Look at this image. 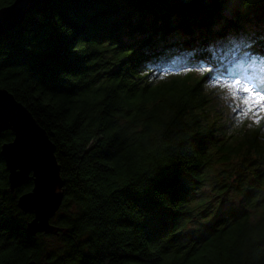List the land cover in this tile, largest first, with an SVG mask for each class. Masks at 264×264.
<instances>
[{"label":"trees","instance_id":"1","mask_svg":"<svg viewBox=\"0 0 264 264\" xmlns=\"http://www.w3.org/2000/svg\"><path fill=\"white\" fill-rule=\"evenodd\" d=\"M229 34L264 57V0H46L0 34V88L47 131L64 181L63 231L30 236L33 181L11 190L0 132V264H264V117L228 128L186 72ZM174 45L193 56L152 80Z\"/></svg>","mask_w":264,"mask_h":264},{"label":"water","instance_id":"2","mask_svg":"<svg viewBox=\"0 0 264 264\" xmlns=\"http://www.w3.org/2000/svg\"><path fill=\"white\" fill-rule=\"evenodd\" d=\"M46 0H15L0 9V34L19 26ZM11 131L14 138L1 147L14 192L27 181L31 191L20 196L18 207L33 218L27 224L30 236L58 235L63 229L53 223L63 200L64 181L56 157V146L32 112L7 89L0 88V132ZM28 264H38L32 260Z\"/></svg>","mask_w":264,"mask_h":264},{"label":"rangeland","instance_id":"3","mask_svg":"<svg viewBox=\"0 0 264 264\" xmlns=\"http://www.w3.org/2000/svg\"><path fill=\"white\" fill-rule=\"evenodd\" d=\"M235 81H240V82L246 84L245 81H243L242 79L235 80ZM235 81L225 82V81H221V80H215L212 83V89L215 90V87L221 86L225 91L223 89H219V90H217V92H219L221 94L219 100L223 102L222 105L224 107L225 106H231L232 107L231 108L232 113H236V109L240 108L241 112L237 113L235 116L239 117L241 119V121H244L246 119V116H247L246 114L250 113L248 111V109L245 108V106L243 104L244 96L237 91V88L228 86L229 84H231ZM252 113H254V114L251 117V119L252 118H258L261 116V114L259 112L253 111ZM230 116H233V115L230 114ZM235 200H237V199L234 197L233 198L229 197L228 198L229 204H227V205H230V202L235 201ZM233 204H234L233 206H237V203H233ZM54 241L57 243L56 240H54ZM54 241H52V243H55Z\"/></svg>","mask_w":264,"mask_h":264},{"label":"snow or ice","instance_id":"4","mask_svg":"<svg viewBox=\"0 0 264 264\" xmlns=\"http://www.w3.org/2000/svg\"><path fill=\"white\" fill-rule=\"evenodd\" d=\"M218 2L229 5L230 0H218ZM231 11V9H229ZM233 39V36L231 34L227 35L224 40H227L228 42H231ZM223 42V40H222ZM229 87H235L237 88V91L241 93L244 96L243 104L245 108L248 109L249 112H259L264 116V91H260L258 89H254L250 84H244L240 81H235L228 85ZM241 112L240 108L236 109V115L237 113ZM256 123H260L259 120L255 121Z\"/></svg>","mask_w":264,"mask_h":264},{"label":"bare ground","instance_id":"5","mask_svg":"<svg viewBox=\"0 0 264 264\" xmlns=\"http://www.w3.org/2000/svg\"><path fill=\"white\" fill-rule=\"evenodd\" d=\"M40 6V5H39ZM37 8V7H36ZM28 16V15H27ZM207 79V82H209L210 81V79H211V77L209 76V77H207L206 78Z\"/></svg>","mask_w":264,"mask_h":264}]
</instances>
